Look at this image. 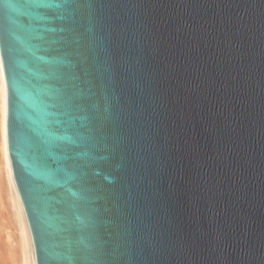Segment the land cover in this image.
I'll use <instances>...</instances> for the list:
<instances>
[{
    "label": "water",
    "instance_id": "obj_1",
    "mask_svg": "<svg viewBox=\"0 0 264 264\" xmlns=\"http://www.w3.org/2000/svg\"><path fill=\"white\" fill-rule=\"evenodd\" d=\"M0 53L37 264H264V0H0Z\"/></svg>",
    "mask_w": 264,
    "mask_h": 264
},
{
    "label": "bare ground",
    "instance_id": "obj_2",
    "mask_svg": "<svg viewBox=\"0 0 264 264\" xmlns=\"http://www.w3.org/2000/svg\"><path fill=\"white\" fill-rule=\"evenodd\" d=\"M7 109L8 96L7 85L5 80L4 68L0 53V173L3 176V184L9 197L10 205L13 207L15 225L18 240L22 248V264H37L35 250L31 231L29 228L26 213L22 204L20 194L18 192L13 171L11 167L8 137H7ZM6 194V193H5Z\"/></svg>",
    "mask_w": 264,
    "mask_h": 264
},
{
    "label": "rangeland",
    "instance_id": "obj_3",
    "mask_svg": "<svg viewBox=\"0 0 264 264\" xmlns=\"http://www.w3.org/2000/svg\"><path fill=\"white\" fill-rule=\"evenodd\" d=\"M3 179L0 173V264H22V248L14 224V211Z\"/></svg>",
    "mask_w": 264,
    "mask_h": 264
}]
</instances>
